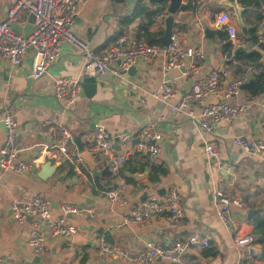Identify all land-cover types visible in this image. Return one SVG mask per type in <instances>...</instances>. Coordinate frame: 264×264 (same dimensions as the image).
<instances>
[{"label": "crops", "instance_id": "obj_1", "mask_svg": "<svg viewBox=\"0 0 264 264\" xmlns=\"http://www.w3.org/2000/svg\"><path fill=\"white\" fill-rule=\"evenodd\" d=\"M187 1L182 0L181 3ZM222 1L191 0L187 10H179L174 16L172 29L175 38L184 46L199 49L203 54L202 59L192 62L193 71H189L190 59L186 58L181 67L166 73L162 57L158 56L150 62L135 64L132 74H107L96 78L95 94L91 98L79 94L75 103L69 106L63 101H56L51 90L56 77L82 79V57L70 44L61 46L60 55L47 74L37 79L30 77L32 49L16 66L0 59V148L4 141L1 117L8 108L16 120L19 143L27 147L53 144L59 140L56 127L61 125L70 132L79 152V160L77 157L65 158L56 149H53L52 156L42 157L39 168L46 161L56 166L54 174L42 181L36 178L39 168L25 174L0 171L1 258L29 264H136L121 257L101 255L97 238L110 234L111 246L137 254L146 248L147 243L169 246L196 233L206 239L209 246L190 247L185 251V258L193 264H264L258 256L261 249L259 243L252 246L259 250L255 256L249 255L248 248L236 249L233 245L235 231L252 234L254 222L259 221L246 220L248 209L259 210L264 218V164L235 142V138L246 142L264 138V89L251 95L246 88L247 83L257 75H251L243 82L246 86L239 94L229 98L231 103H243L251 95L253 102L237 118L219 123L209 137L219 149V155L213 161L205 157L203 138L194 129L192 119L172 112L168 107L190 89L193 81L227 67V76L220 80L219 95L224 83L233 77H242V66L249 64L237 57L236 52L248 54L252 50L247 48V44L253 42L256 45L255 25L257 19L264 15V1L258 2L257 6L245 7L240 17ZM76 3L77 15L71 32L86 41L95 53L107 49L119 34L138 36L145 25H148V32L154 35L146 37L145 42L154 38L157 41L164 30V23L156 18V13L149 23L144 15L137 14L141 8L150 13L156 11L155 6L160 4L155 0H76ZM8 6L9 0H0V21L5 19ZM221 10L229 12L236 27V46H229L221 38V33L225 32L215 24V17ZM126 20H129L128 24ZM32 23L27 16L13 22L11 28L20 35H28ZM196 23L216 31L211 38L201 37ZM242 28H245V33L241 32ZM259 67L264 74L263 67ZM164 79L172 81L175 94L166 103L156 98ZM191 109L194 116L201 119L199 106L193 104ZM150 124L161 134L159 154L139 153L125 160L124 171L120 169L117 177L98 176L100 187L97 186L92 172L101 170L107 163L102 152L92 150L91 138L95 126H103L111 137L125 134L131 140ZM75 137H80L83 144L81 150L74 142ZM112 151L121 153L122 149L116 144L112 146ZM40 154V147H33L27 149L22 157L25 161H32ZM153 166L166 171L165 175H158L156 181L151 180ZM144 167H147V178L141 182L125 175L141 173ZM219 173L224 175L228 195L239 198L244 204L243 208L230 207L234 230L222 224L216 216L212 190ZM127 179L131 182L127 183ZM114 185L115 188L124 186L125 204L107 199L105 193ZM170 191L181 198L183 217L177 223L167 220L164 197ZM38 193L49 200L53 219L61 216L60 207L64 204L93 210L95 217L67 215L66 222L76 226L78 234L49 238L45 243V252L35 255L24 245L31 229L30 220L22 225L15 222L10 205L15 201H27ZM151 196L162 202V211L151 213L142 223L124 224L123 219L133 210L140 209L142 202ZM155 259L166 263L159 257Z\"/></svg>", "mask_w": 264, "mask_h": 264}, {"label": "built area", "instance_id": "obj_2", "mask_svg": "<svg viewBox=\"0 0 264 264\" xmlns=\"http://www.w3.org/2000/svg\"><path fill=\"white\" fill-rule=\"evenodd\" d=\"M30 15L33 17V23L28 35H20L12 30L11 24L13 22ZM76 15V0H9L6 17L0 21V59L16 66L32 49L30 77L37 79L47 74L48 69L59 57L61 46L65 43L74 47L82 57L81 78H98L107 74L120 76L121 72H126L138 62H150L158 56L162 57L163 70L166 73L181 67L186 58L190 59L189 71H193L192 62L203 58L201 50L184 46L174 35L171 37V43L162 47L159 44L148 45L136 35L124 33L118 35L107 49L101 53H95L86 41L71 32ZM215 24L226 33L230 44L236 46V27L227 10H221L217 13ZM202 35L203 32L200 31L199 36L202 37ZM255 42L258 46H264V15L256 22ZM242 68L244 71L242 77L236 76L225 82L219 95L217 93L220 80L227 76V67H223L219 71H211L196 79L191 84L190 89L175 104L168 106L172 112L184 114L192 119L194 129L203 138V152L208 160L213 161L219 155L217 145L209 138L213 135L215 127L219 123L230 122L240 116L254 100L253 96L250 95L243 103L229 102L230 97L239 94L245 80L251 75H258L261 72V68L254 64L244 65ZM80 91L78 80L56 77L52 81L51 94L53 98L58 102H65L66 106L75 103ZM174 95L172 81L164 79L156 98L166 103ZM193 104L199 106L201 119L194 116L191 109ZM1 122L4 127V141L0 148L1 172L25 174L36 171L39 168V160L44 156H52L53 149H56L65 158L77 157L76 159L79 160V152L73 144L72 135L61 125L56 127L59 135L57 142L27 147L17 141L16 120L8 108L2 115ZM160 140V132L154 128V125L150 124L141 129L139 141L133 146H130V138L127 135L119 136L117 144L122 152L114 153L111 135L105 131L103 126L96 125L93 131L92 150L96 149L102 152L106 158L108 169L113 176L117 177L125 160L139 153L157 156L160 151L158 145ZM235 142L245 152L256 155L259 161L264 164V138H256L251 142H246L242 138H235ZM33 147H40L41 154L32 161L23 160L24 152ZM123 188L122 185L107 191L105 193L107 199L111 202L125 204ZM212 197L216 202L215 211L218 220L222 224L233 227L232 230L236 229L231 219L230 207L243 208L244 204L239 198L228 195L225 178L221 173L218 174L213 187ZM164 198L167 220L170 223L179 222L183 217L180 196L176 192L170 191ZM162 205L161 201L151 196L142 202L140 209L133 210L125 217L123 223H142L148 219L151 213L161 212ZM10 211L13 220L20 225L30 220L31 229L24 245L30 248L35 255L45 252V243L49 238L74 237L78 234L77 227L66 222L67 215L86 214L91 218L95 217L93 210L64 204L60 207L61 216L53 219L49 200L40 193L31 196L27 201L13 202L10 205ZM255 240V236L251 233L238 234L237 230L233 236V245L236 249L248 248L255 244ZM97 243L101 255L109 258L121 257L136 264H162L156 261V257L166 260L165 264H193L185 258V251L190 247L206 248L209 246L208 241L200 238L196 233L169 246H155L152 243H147L146 248L137 254H131L111 246L104 240L103 236L97 238ZM0 264L29 263L9 262L0 257ZM236 264H241V262Z\"/></svg>", "mask_w": 264, "mask_h": 264}, {"label": "water", "instance_id": "obj_3", "mask_svg": "<svg viewBox=\"0 0 264 264\" xmlns=\"http://www.w3.org/2000/svg\"><path fill=\"white\" fill-rule=\"evenodd\" d=\"M164 1H165L164 6L163 5L155 6V10L157 11L156 18H159L164 23L163 33L160 37L157 38L159 45L162 47H166L171 43V37L173 35V29L172 28H173V24H174L173 22H174L175 14L179 10H187L190 6L191 0H188L186 3H181L182 0H164ZM222 3L228 5L232 9L233 14H235L238 17H240V12L245 10L244 7H241V6H240V8L238 7L239 4H238L237 0H223ZM164 11L167 14L163 13ZM29 17L33 21V17L31 15ZM196 27L200 28V31L203 32V36L206 38H211L216 31V30L208 29L203 24L202 25L198 24V25H196ZM241 32L245 33V28H242ZM247 48L251 49L252 51L257 52L259 54L260 58H259L258 63L263 67V71H264V46H258V45H255V43H253V42H249L247 44ZM7 71H8V68L5 69V72H7ZM133 71H135V67L131 66L126 72H121V73L132 74ZM96 85H97L96 78H93V77L82 78L79 81V86L81 89L80 95H84L87 98H91L95 94ZM99 85L101 86L102 84H99ZM245 86L246 85L243 84L241 86V88H244ZM118 138H119L118 135H113L112 146L117 144ZM91 140L93 141V138H91ZM138 141H139V136L131 139L130 140V146H133ZM74 142H75L77 148L81 150L83 144L80 140V137H75ZM211 163H212V161H211ZM120 169H121V171H124V162L122 163ZM55 171H56V166L53 165L51 162L46 161L40 165V168H39V171L37 172L36 178L38 181L46 180V179L50 178L54 174ZM92 175H93L94 183L97 186H99L98 179H97L98 176H102V175L110 176V175H112V173L108 169V166L105 165L101 170L93 171ZM125 175H126V177L130 178L131 180H133L135 182H141L147 178V167H144L143 171L141 173H138V172H136V173H125ZM115 187L116 186L114 185V188ZM246 220L264 221V218L260 215L259 210L251 208V209L247 210ZM103 238L106 242L112 243V239H111L110 234L104 235ZM262 238H263V236L259 235V236H257L256 239L259 240ZM248 253L250 256H255L259 253V250L250 246V247H248Z\"/></svg>", "mask_w": 264, "mask_h": 264}, {"label": "trees", "instance_id": "obj_4", "mask_svg": "<svg viewBox=\"0 0 264 264\" xmlns=\"http://www.w3.org/2000/svg\"><path fill=\"white\" fill-rule=\"evenodd\" d=\"M237 1L241 7L245 8V7H251L253 5L257 6L258 2L264 1V0H237ZM155 2L159 3L160 5H163V6L165 5L164 0H155ZM139 11L140 12L137 14L144 15V17L148 20V23L150 22L151 17H153V15H155V13L157 14V11H153L152 13H150V12H147L146 10H144L142 8ZM261 17L262 16H260L257 19V21L259 19H261ZM126 23L128 24L129 20H126ZM147 29H148V25L143 26V28H141L142 33L137 36L140 40H143L144 42H145L146 37H153L154 36L153 34L149 33ZM119 35H121V34H119ZM221 38L223 40L227 41V44L229 46H231L230 43L228 42V38H227L225 33H221ZM146 43L148 45H158V42L155 40V38L152 40H149V41L146 40ZM236 56L239 57L241 60L249 63V64H254V65L260 66V64L258 63L260 56L257 52L251 51L248 54H240V52H236ZM246 88L250 92L251 95H255L259 92H262L264 89V74L262 72H260L255 77V79H253L247 83ZM151 172H152L151 173V180L152 181H156L158 175H165V173H166V171L164 169H162L161 167H157V166L151 167ZM126 182L130 183L131 180L127 179ZM253 227L254 228H253L252 235H254L255 237L258 235L263 236L262 239H259V240L256 239L255 243L260 244L261 249H260V253L258 256H259V258L264 260V222L263 221H255Z\"/></svg>", "mask_w": 264, "mask_h": 264}]
</instances>
